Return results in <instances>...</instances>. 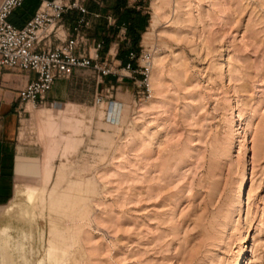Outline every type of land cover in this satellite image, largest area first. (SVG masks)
Returning a JSON list of instances; mask_svg holds the SVG:
<instances>
[{
	"label": "rangeland",
	"instance_id": "1",
	"mask_svg": "<svg viewBox=\"0 0 264 264\" xmlns=\"http://www.w3.org/2000/svg\"><path fill=\"white\" fill-rule=\"evenodd\" d=\"M142 1L156 86L31 111L0 264H264V0Z\"/></svg>",
	"mask_w": 264,
	"mask_h": 264
},
{
	"label": "crops",
	"instance_id": "2",
	"mask_svg": "<svg viewBox=\"0 0 264 264\" xmlns=\"http://www.w3.org/2000/svg\"><path fill=\"white\" fill-rule=\"evenodd\" d=\"M1 2V0H0ZM41 0H23L21 6L15 8L8 17V21L15 27H22L35 13ZM99 5L102 3L96 1ZM84 6L86 0H80ZM132 3V0L130 1ZM98 12V11H97ZM87 13L88 26L82 31L84 39L79 42L75 53H84L90 57L94 56V44L101 39V30L94 36L96 24L100 20V14ZM80 13L75 10L66 12L63 15L62 26L58 28L57 34L60 39L74 35L75 27ZM108 25L114 23V18L107 14ZM125 37V29L120 28L118 33L111 39L105 52L99 51L97 62L100 65L119 66L120 61L116 58L119 44ZM59 41L51 38L50 47L57 45ZM109 64V65H110ZM36 73L30 70L12 69L0 66V210L4 211L8 204H14L15 195L14 175L18 166L19 159H35L30 151L28 142L19 140L20 124L29 120L31 111L50 110V111H70L86 108L103 107L108 109V96L110 89L117 91L123 87L120 83L122 79L116 76H100L95 70L74 69L71 74L57 77L52 86L35 104L31 102H20L18 93L30 81L35 79ZM127 81L126 79H123ZM127 91V88L125 89ZM100 97V101L97 98ZM115 114L119 115L122 104L114 102ZM119 109V110H118ZM33 199L29 195L28 201ZM7 205V206H6Z\"/></svg>",
	"mask_w": 264,
	"mask_h": 264
},
{
	"label": "built area",
	"instance_id": "3",
	"mask_svg": "<svg viewBox=\"0 0 264 264\" xmlns=\"http://www.w3.org/2000/svg\"><path fill=\"white\" fill-rule=\"evenodd\" d=\"M23 0H1L0 2V66L12 69L30 70L35 79L23 87L18 97L20 102L35 104L50 89L57 77L71 74L74 69H93L100 76L112 75L127 78L148 97L149 75L152 69V54L140 49L130 52L128 62L117 67L100 65L97 62L101 43L94 44L93 57L75 53L79 42L84 39L83 29L88 21L81 18L73 28L74 35L60 39L57 30L62 26L63 15L71 9L86 14L80 1L41 0L34 15L22 26L15 27L8 21L12 11L21 6ZM51 38L59 41L50 47ZM100 97L97 101H100Z\"/></svg>",
	"mask_w": 264,
	"mask_h": 264
},
{
	"label": "trees",
	"instance_id": "4",
	"mask_svg": "<svg viewBox=\"0 0 264 264\" xmlns=\"http://www.w3.org/2000/svg\"><path fill=\"white\" fill-rule=\"evenodd\" d=\"M96 1H100L102 4L99 5ZM130 1L131 0H86V4H84L87 13L98 11L100 14V20L96 24V29L92 36L95 37L99 29L103 33L101 34V39L98 40V42L101 43V52H105L107 45L118 33L120 28L125 29V37L120 42L116 54V58L120 61V65H124L128 62V54L130 52H139L141 36L146 30L149 20V15L141 9L144 6L143 1L137 0L132 3H130ZM71 10L78 11L77 9ZM78 12L80 13V17L77 19L75 26L81 18L88 21L86 18L87 13L82 14L80 11ZM107 14H110L114 18L113 24L108 25Z\"/></svg>",
	"mask_w": 264,
	"mask_h": 264
},
{
	"label": "bare ground",
	"instance_id": "5",
	"mask_svg": "<svg viewBox=\"0 0 264 264\" xmlns=\"http://www.w3.org/2000/svg\"><path fill=\"white\" fill-rule=\"evenodd\" d=\"M155 76H156V75H155ZM155 76H152V77L150 76V83H149V85H152V84H153L154 86H156V83H157V82H156V78H155ZM151 78H152V82H153V83L151 82ZM156 99H157V94L154 95V101H155ZM154 101H152L151 103H154ZM49 249H50V248H49Z\"/></svg>",
	"mask_w": 264,
	"mask_h": 264
}]
</instances>
